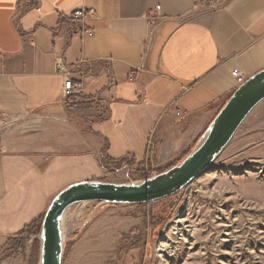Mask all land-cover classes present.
<instances>
[{
	"label": "crops",
	"instance_id": "0c3cea01",
	"mask_svg": "<svg viewBox=\"0 0 264 264\" xmlns=\"http://www.w3.org/2000/svg\"><path fill=\"white\" fill-rule=\"evenodd\" d=\"M81 8L96 16L68 18ZM57 57L81 85L67 97ZM236 69L264 70V0H0V115L14 121L0 133V251L66 187L114 182L108 159L179 158L238 88ZM79 96L98 108L68 104Z\"/></svg>",
	"mask_w": 264,
	"mask_h": 264
},
{
	"label": "rangeland",
	"instance_id": "374dc122",
	"mask_svg": "<svg viewBox=\"0 0 264 264\" xmlns=\"http://www.w3.org/2000/svg\"><path fill=\"white\" fill-rule=\"evenodd\" d=\"M68 104L87 111L99 103L79 96ZM180 157L156 167L107 160V180L141 182ZM62 229V264H264V100L212 168L178 193L139 205L76 204ZM11 239L0 264H40L41 233ZM164 243L168 249L159 251Z\"/></svg>",
	"mask_w": 264,
	"mask_h": 264
},
{
	"label": "water",
	"instance_id": "95a60500",
	"mask_svg": "<svg viewBox=\"0 0 264 264\" xmlns=\"http://www.w3.org/2000/svg\"><path fill=\"white\" fill-rule=\"evenodd\" d=\"M264 100V70L247 79L229 97L195 149L180 163L141 182L100 180L74 183L51 202L42 223L40 264H62V222L76 204H146L170 197L207 173L250 113Z\"/></svg>",
	"mask_w": 264,
	"mask_h": 264
},
{
	"label": "built area",
	"instance_id": "2783aa9c",
	"mask_svg": "<svg viewBox=\"0 0 264 264\" xmlns=\"http://www.w3.org/2000/svg\"><path fill=\"white\" fill-rule=\"evenodd\" d=\"M210 1V8L212 10L218 9L220 6L224 5V3L227 2V0H209ZM96 13L94 9H86V8H81L73 13H70L68 15V18L73 19V20H81V21H86L87 19L91 17H95ZM149 21L153 25H158L159 19L161 17L154 12V10L150 11L149 13ZM85 33L87 35H93L92 30H87L85 29ZM55 66L57 71L63 72L65 76V83H64V93L65 96L67 97L69 94L73 93V91L79 87H81L80 84H75L72 77H71V70L67 71V65L63 59V57H57L55 60ZM232 75L235 77L237 86L243 85L247 81V76L242 73L239 69H236L233 71ZM180 115V113H178ZM13 120H11L9 117L0 115V133L7 131L13 124Z\"/></svg>",
	"mask_w": 264,
	"mask_h": 264
},
{
	"label": "trees",
	"instance_id": "16d2710c",
	"mask_svg": "<svg viewBox=\"0 0 264 264\" xmlns=\"http://www.w3.org/2000/svg\"><path fill=\"white\" fill-rule=\"evenodd\" d=\"M230 97V96H229ZM229 99V98H228ZM227 101V100H226ZM226 101L224 102V104L226 103ZM224 104L222 105V107L224 106ZM221 107V108H222ZM192 147L189 149V150H187L186 152H184L183 154H182V157H180V159L178 160V162L179 161H181V159L184 157H187L191 152H192ZM108 161H113V160H110V159H108ZM174 165H176V164H173V166ZM166 198H170V197H166ZM166 198H164V199H166ZM43 219H44V216L43 217H41L40 219H38L37 221H35V222H33V223H31V224H29L28 226H26L20 233H19V235L21 236V235H25V234H29V235H38V234H40L41 233V230H42V223H43ZM18 236V235H17ZM12 241V239H10L9 240V242L6 244V246L4 247V248H6L8 245H9V243ZM39 247V246H38ZM40 248V247H39Z\"/></svg>",
	"mask_w": 264,
	"mask_h": 264
},
{
	"label": "bare ground",
	"instance_id": "6f19581e",
	"mask_svg": "<svg viewBox=\"0 0 264 264\" xmlns=\"http://www.w3.org/2000/svg\"><path fill=\"white\" fill-rule=\"evenodd\" d=\"M159 246V251H163V250H165V249H168V246L164 243V244H160V245H158ZM170 248V247H169ZM170 251V250H169Z\"/></svg>",
	"mask_w": 264,
	"mask_h": 264
}]
</instances>
